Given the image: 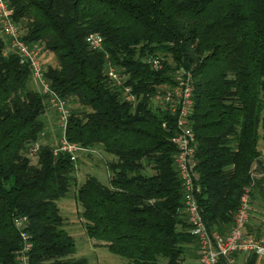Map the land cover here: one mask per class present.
<instances>
[{
    "label": "trees",
    "instance_id": "16d2710c",
    "mask_svg": "<svg viewBox=\"0 0 264 264\" xmlns=\"http://www.w3.org/2000/svg\"><path fill=\"white\" fill-rule=\"evenodd\" d=\"M5 1L20 39L54 56L42 68L49 89L79 105L65 138L109 158L107 184L92 174L76 184L78 160L42 141L47 96L29 88L28 65L5 52L0 32V264L15 263L17 216L27 218V264H90L72 257L56 204L71 187L87 236L125 264H184L197 241L175 165L176 117L151 100L178 69L192 76L196 200L208 231H229L244 187L264 203V0ZM91 33L101 49L89 47Z\"/></svg>",
    "mask_w": 264,
    "mask_h": 264
},
{
    "label": "built area",
    "instance_id": "2783aa9c",
    "mask_svg": "<svg viewBox=\"0 0 264 264\" xmlns=\"http://www.w3.org/2000/svg\"><path fill=\"white\" fill-rule=\"evenodd\" d=\"M11 10L5 0H0V32L8 43L7 51H13L20 63L28 65L31 79L38 85L39 92L47 96L48 104L58 115L60 137L58 144L53 147V154L64 152L72 161L85 153L94 152L95 148H86L70 142L64 136L69 109L65 102L55 92L49 89L42 76V65L39 59V48L36 44H28L20 39L17 24L10 17ZM86 42L94 50L102 48V36L91 33L86 36ZM149 63L156 69L160 67L157 57L149 58ZM109 76L116 78L113 67L109 66ZM117 83L118 80H117ZM126 99L134 100L135 95L125 89ZM155 105L164 103L176 117L177 133L172 138L177 148L175 165L182 184L183 204L189 225V233L197 241V264H234V255L237 253H253L264 256V236H258L250 232L247 227L252 213L251 197L252 184L244 187L237 210L235 211L233 224L226 234L217 231L209 232L200 213L196 193L200 190L197 183L198 175L194 169L196 165V139L192 130L190 115L193 110V86L192 76L189 71L178 69L174 74V82L162 89L152 97ZM37 144H32L29 154H33ZM13 226L19 236L20 246L14 251V264H27V252L31 247L27 232V218L17 216L12 220Z\"/></svg>",
    "mask_w": 264,
    "mask_h": 264
},
{
    "label": "rangeland",
    "instance_id": "374dc122",
    "mask_svg": "<svg viewBox=\"0 0 264 264\" xmlns=\"http://www.w3.org/2000/svg\"><path fill=\"white\" fill-rule=\"evenodd\" d=\"M1 36L6 45L5 49H7V40L3 35ZM39 54L42 68L47 65H56L52 53L48 51H39ZM31 80L32 79H30V81ZM33 83L28 82L29 88L39 91L38 85L35 82ZM65 105L67 109L79 107L78 104H72L70 101L65 102ZM40 118L44 122V130L47 133L46 143L56 147L61 133L58 125V115L48 102ZM259 147L262 158L264 159V138L260 140ZM107 158H109V156L104 154L100 146H96L94 152L80 155L77 159V170L75 172L76 184L83 182L85 177L89 174L96 176L102 183L107 184L108 172L105 165ZM30 161L34 162V157H32ZM73 191L71 187L69 191L70 194L67 193V196H65L66 198L63 197L56 201L59 213L63 217V228L73 237L75 242L76 249L72 257H85L90 264H125L126 260L123 257L111 253L105 246L98 244L99 242H96L95 239L87 236L83 220L80 217V207L73 197ZM251 217L254 221H258L260 227L258 230L253 229L252 232L258 236H264V203L259 198L254 199L252 202Z\"/></svg>",
    "mask_w": 264,
    "mask_h": 264
},
{
    "label": "crops",
    "instance_id": "0c3cea01",
    "mask_svg": "<svg viewBox=\"0 0 264 264\" xmlns=\"http://www.w3.org/2000/svg\"><path fill=\"white\" fill-rule=\"evenodd\" d=\"M29 82H34L33 80ZM34 84V83H33ZM47 133L44 130L43 133V142H47ZM259 224L258 221H254V219H250V222L248 224L247 229L252 232L253 229H259ZM253 233V232H252ZM189 250L187 253V256L184 260V264H197V259H198V253H197V243H193L189 245ZM253 253H237L234 255V264H246L248 260L251 258V255ZM253 264H264V256H256L254 263Z\"/></svg>",
    "mask_w": 264,
    "mask_h": 264
}]
</instances>
